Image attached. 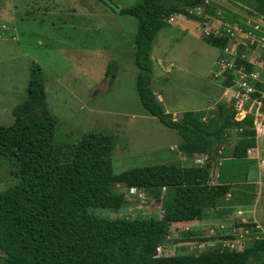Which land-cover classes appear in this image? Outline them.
<instances>
[{
	"label": "trees",
	"instance_id": "1",
	"mask_svg": "<svg viewBox=\"0 0 264 264\" xmlns=\"http://www.w3.org/2000/svg\"><path fill=\"white\" fill-rule=\"evenodd\" d=\"M254 1L255 12L264 18V0ZM194 6H201L205 16L218 18L219 28L223 22H238L230 11L203 0H139L119 8L118 13L135 19L132 56L137 70L135 90L141 106L162 125L176 130L183 154L189 157L191 153H206L208 161L202 166L170 161L114 172L110 135L83 132L73 145L56 144V118L45 107L41 69L32 62L25 98L10 109L12 122L0 125V156L13 157L14 175L18 176L16 184L0 190V264H264L263 238L241 251H229L219 244L198 249L188 244L198 231L181 228L183 223L208 216L211 221L228 223L226 215L231 218L230 227L242 224L252 228V223L239 222L240 217H245L242 210L226 208L223 201L229 181L237 173L234 166L245 156L246 149L255 145L252 115L246 112L236 120L237 110L231 100L214 103V115L212 109L207 114L187 110L173 120L149 87L150 52L157 33L168 25L166 19L172 13L197 22L206 19L207 16L186 12ZM4 34L3 29L0 37ZM201 38L220 50L215 64L219 67V59L226 56L221 50L227 37L201 34ZM248 53V46L238 45L230 55L232 69L226 67L223 75L214 72L213 78L220 76L222 87L234 86L238 80L234 70L240 67L248 77L254 71L247 61ZM115 70V62L110 61L104 74L114 76ZM248 84L252 87L250 97L264 104V75L261 79H248ZM204 116L209 121L202 125L197 120ZM210 116L217 121L214 128L209 125L213 121ZM229 133L233 134L235 144L227 161L218 168L215 182L210 183V152L220 147L224 134ZM131 187L160 201L159 216H118V209L125 205L124 194ZM101 208L117 215L99 214ZM204 208L208 210L203 212ZM170 230L177 231L176 236ZM165 242L166 246L175 247L157 254L155 248L164 247Z\"/></svg>",
	"mask_w": 264,
	"mask_h": 264
},
{
	"label": "rangeland",
	"instance_id": "2",
	"mask_svg": "<svg viewBox=\"0 0 264 264\" xmlns=\"http://www.w3.org/2000/svg\"><path fill=\"white\" fill-rule=\"evenodd\" d=\"M109 1L120 8L139 0ZM221 5L229 11L237 4L224 0ZM209 19L212 24L214 18ZM0 26L5 32L0 37V125L12 122L10 109L25 98L29 65L34 62L41 69L45 107L56 118L53 134L56 144L73 145L83 132L110 135L114 172L178 160L167 146L170 142L179 143V134L145 112L138 100L134 84L137 70L132 56L135 32L132 16L110 9L102 0H0ZM193 30L192 36L173 24L167 25L157 33L150 52L151 62L157 56L171 61L170 73L156 74L149 87L163 110H168L164 112L174 119H179L187 110H202L207 114L212 109L211 115H214V103L222 101L218 100L220 76H212L219 70L215 64L220 50L204 43L200 31ZM110 61L116 64L115 75L105 76V66ZM251 67L258 78L264 75V67ZM155 93L161 95V101ZM244 110L236 112V120L244 112L252 115L255 140L257 133L262 132L264 104L248 97ZM210 117L213 121L209 125L214 128L217 121L214 116ZM207 121L206 116L197 120L202 125ZM234 144L233 134H224L220 147L210 152L209 168L213 175L210 178L228 159ZM14 170L13 157L0 156V190L18 182ZM136 194L133 190L124 194L125 205L118 209V216H159L158 199L144 191L137 198ZM98 210L104 216L117 215L105 208ZM207 210L204 208L203 212ZM209 218L181 226L198 231L196 236L217 223ZM225 221L230 223L231 218L226 215ZM176 232L170 230L172 236ZM254 235L261 236L259 232ZM163 245L167 251L175 247L174 244L166 246V242Z\"/></svg>",
	"mask_w": 264,
	"mask_h": 264
},
{
	"label": "built area",
	"instance_id": "3",
	"mask_svg": "<svg viewBox=\"0 0 264 264\" xmlns=\"http://www.w3.org/2000/svg\"><path fill=\"white\" fill-rule=\"evenodd\" d=\"M203 2L209 4V0H203ZM186 11L188 14L195 16H201L203 14L201 6L190 7ZM174 17L175 14H171L167 17L166 21L171 22ZM209 20L206 22H202L201 26H198L202 36H208L209 34H212L213 36L217 37L219 35H222L226 36L228 40L221 50L222 53L226 56L223 59H219V70L215 72V75H223V71L226 67L232 69L234 65L231 61L230 55H233L235 53L238 45L248 46L250 57H248L247 61H249L252 66L256 65L262 68L264 67V59L260 58V50L264 47V21L261 18H256L253 16L245 17L242 21H240V23H221V28H219V21L214 19L213 23L210 24ZM0 30H3V26H0ZM234 71L238 75V80L234 86L226 87L223 89L222 97L226 100L233 99L234 106L237 112L241 110L245 111L243 109L244 101L248 99V94L252 91V87L248 84V79L250 81L254 80L256 78V73L255 71H252L248 74L247 77L242 67L235 69ZM243 114L238 120L243 117ZM175 148L176 147L174 145L170 147V149ZM215 152H218V149ZM208 159L209 156L206 153L193 154L192 164L195 166H202L208 161ZM217 163L219 164L220 161H217ZM216 177L217 171L216 173H214V179L212 178L210 183L215 182ZM131 190L133 189L130 188L129 191ZM226 196L227 194L225 195V197ZM238 212L239 211H237V213ZM239 222L252 223V228H250L249 230L242 224H239L238 227H230L229 223H224L221 220H217V223L209 226L207 230L202 234L200 232L199 235H196L192 241L188 242V244H190L191 246H195L198 249L204 248L205 245L219 244L221 248L228 249L229 251H241L252 241L259 238L264 239V231L262 230L258 222L254 220H247L245 217H240ZM181 228L182 230L186 231L191 229V227L187 225L181 226ZM258 232L259 234H261V236L254 235ZM202 238L206 239L201 240ZM155 250L157 254H161L164 251V247L159 245L155 248Z\"/></svg>",
	"mask_w": 264,
	"mask_h": 264
},
{
	"label": "crops",
	"instance_id": "4",
	"mask_svg": "<svg viewBox=\"0 0 264 264\" xmlns=\"http://www.w3.org/2000/svg\"><path fill=\"white\" fill-rule=\"evenodd\" d=\"M209 1L222 6L221 4H223L224 0ZM233 1H236L237 5L231 6L229 8V11L236 17H252L254 16L253 14L256 13L254 10V0ZM170 24L177 26L179 30L185 31L187 34H190L192 36L195 34L193 28H196V30L198 29L197 21L189 20L183 16L176 17L174 21L172 23H169L168 25ZM150 58H152V54ZM171 67L172 64L170 60L169 62H167L165 61L164 57H155V60H152V76L149 85H151V82L156 78V74H159L163 71V76L168 75L170 73ZM221 93L222 88L220 89L218 100ZM156 96L160 101L162 100L159 93L156 94ZM164 110L168 112L167 109ZM261 126L262 127L260 131L262 132L257 133L255 137V145L253 147H250L249 152H246L245 156L241 158L239 162L234 166V168L237 170V173H234L233 180L229 181V187L226 192L227 196L225 199H223V201H225L224 206L226 208H235L238 210H242V215L250 220L258 222L262 230L264 231V124H261ZM172 143L173 142H170L168 145ZM185 158L187 159V157ZM228 173L230 174L231 172ZM230 184L232 185L230 186ZM227 201L228 203H226Z\"/></svg>",
	"mask_w": 264,
	"mask_h": 264
},
{
	"label": "clouds",
	"instance_id": "5",
	"mask_svg": "<svg viewBox=\"0 0 264 264\" xmlns=\"http://www.w3.org/2000/svg\"><path fill=\"white\" fill-rule=\"evenodd\" d=\"M210 2V1H209ZM187 12V11H186ZM172 14H175V17H174V19L176 18V17H178V16H183L182 14H176V13H172ZM171 15V14H170ZM254 16L253 17H256V18H261L263 21H264V18L262 17V15H260V14H258L257 12L255 13V14H253ZM169 16V15H168ZM167 16V17H168ZM201 16H203V18H206V16H207V18L206 19H203L202 20V22H206V21H208L209 20V18H214V17H211V16H208V15H204V13L201 15ZM184 17V16H183ZM174 19L171 21V22H167L168 24L169 23H172L173 21H174ZM215 20H217L216 18H214ZM244 19V17H242V18H238L237 20H238V23H240V21H242ZM218 21V20H217ZM202 22H198V26L200 25L201 26V24H202ZM234 22H237V21H234ZM231 23H233V22H231ZM198 31H200L199 30V27H198V29H197ZM227 42V41H226ZM263 51H264V47H263V49H261L260 50V58H263L264 59V57H263ZM251 66H252V64H251ZM217 67V66H216ZM256 80L257 79H261V78H258L257 77V73H256V78H255ZM221 88H222V91H223V89L224 88H226V87H222L221 86ZM262 93H264V89L262 90ZM154 94V93H153ZM248 97L250 98V99H256V100H259V99H257V98H251L250 97V92H249V94H248ZM220 100H222V101H225V102H230L231 100L233 101V99H228V100H226V99H224L223 97H222V93H221V95H220ZM260 101V100H259ZM261 102V101H260ZM247 103V100H245L244 101V104H243V106L245 105ZM233 107H234V109H235V106H234V101H233ZM243 109H244V107H243ZM246 113V112H245ZM244 113V114H245ZM244 114H243V116H244ZM234 118H235V116H234ZM243 118V117H242ZM241 118V119H242ZM171 119H173L174 120V117H171ZM181 142V141H180ZM180 142L179 143H172V144H170V145H168L167 146V148H168V151L169 152H171L172 154H174V156L178 159V161H176V160H174V162H177V163H179L180 165H184V166H190V165H193L192 164V158H193V154H199V153H191V155L189 156V157H187L185 154H183V152L179 149V144H180ZM175 146L176 148L175 149H170V147L171 146ZM246 150H248V149H246ZM247 152V151H246ZM185 157H187V159L185 158ZM186 159V160H185ZM169 162V161H168ZM218 171V170H217ZM133 190H134V188L133 187H131ZM162 189H163V187H162ZM162 191V190H161ZM134 192H136L137 194L136 195H139V193H141V192H143V190L142 189H137V190H134ZM226 197H225V195H224V199H225ZM160 208H161V206H160ZM161 212H162V209H161ZM195 221V220H194Z\"/></svg>",
	"mask_w": 264,
	"mask_h": 264
},
{
	"label": "water",
	"instance_id": "6",
	"mask_svg": "<svg viewBox=\"0 0 264 264\" xmlns=\"http://www.w3.org/2000/svg\"><path fill=\"white\" fill-rule=\"evenodd\" d=\"M102 1H104L105 3H107L108 6H109L112 10H114V11H116V12L119 11V8L116 7L114 4H112L109 0H102Z\"/></svg>",
	"mask_w": 264,
	"mask_h": 264
}]
</instances>
